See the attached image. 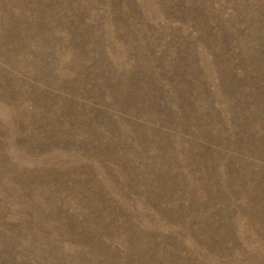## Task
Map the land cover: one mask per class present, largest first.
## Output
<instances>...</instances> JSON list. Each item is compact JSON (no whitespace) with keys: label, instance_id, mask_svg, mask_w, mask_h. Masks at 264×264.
<instances>
[{"label":"rangeland","instance_id":"374dc122","mask_svg":"<svg viewBox=\"0 0 264 264\" xmlns=\"http://www.w3.org/2000/svg\"><path fill=\"white\" fill-rule=\"evenodd\" d=\"M0 264H264V0H0Z\"/></svg>","mask_w":264,"mask_h":264}]
</instances>
